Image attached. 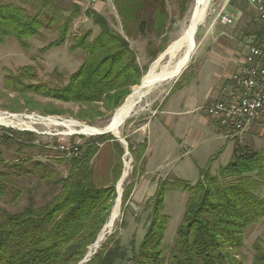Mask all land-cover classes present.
I'll list each match as a JSON object with an SVG mask.
<instances>
[{"label":"trees","instance_id":"16d2710c","mask_svg":"<svg viewBox=\"0 0 264 264\" xmlns=\"http://www.w3.org/2000/svg\"><path fill=\"white\" fill-rule=\"evenodd\" d=\"M162 2L114 0L125 36L112 32L102 16L92 14L100 32L92 41L84 38L74 43L73 48L82 49L85 56L64 87L26 85L24 75H18L6 77V88L20 95L34 92L87 107L77 114L84 122L113 113L143 76L127 39L162 33L168 17ZM187 2L181 0V6ZM45 6H40L39 14L29 15L24 7L0 2V46L9 37L23 45L38 35ZM64 37L62 34L53 45L62 44ZM99 105L104 112L95 109ZM109 140L116 141L102 136L80 149L81 156L69 159L66 177H61L49 160L38 158L21 159L5 167L0 152V198L16 204L27 197V205L19 211L0 209V264H79L83 260L110 215L115 184L121 176L123 149L116 142L113 184L102 189L93 184L90 163L99 144ZM29 141L22 147L28 148ZM145 150V142L135 148L128 143L134 167L131 180L123 187L122 214L124 208H131L132 192L143 174L139 164ZM28 162L32 163L26 166ZM200 176L195 184L179 180L159 184L154 197L144 205L149 212L144 238L137 249L132 247L130 255L116 230L85 264H247V236L264 222V199L256 195L264 187V154L236 146L232 162L215 174L206 169ZM170 191L185 193L187 201L174 246L166 253L169 217L163 213V203ZM252 250L251 264H264V245L258 240Z\"/></svg>","mask_w":264,"mask_h":264},{"label":"rangeland","instance_id":"374dc122","mask_svg":"<svg viewBox=\"0 0 264 264\" xmlns=\"http://www.w3.org/2000/svg\"><path fill=\"white\" fill-rule=\"evenodd\" d=\"M72 1L73 0H0L2 3H11L16 6L24 7L29 15L39 14L40 12L37 11L40 6L43 4L46 5L44 12L40 15L42 28L38 35L25 40L23 45L13 37H9L0 46V113L20 116V119L13 121L14 124L16 123L15 125L11 127L0 126V152L5 167L13 163H18L21 159L38 158L45 162L49 160L50 163L54 165L58 174L61 177H66L69 172V158L59 152L58 146L63 143H70V145L76 143L80 145V149H84L88 143L97 141V139L102 136L88 137L74 134L67 135L68 131L62 127H54L47 122L42 124L36 120L39 119V117H54L60 121L74 120L81 124L102 128L109 122L113 114L105 113L102 117L84 122L77 118V114L81 110L87 109V107L72 103H64L52 97H46L34 92H27L26 95H20L6 88V77H15L18 75H24V83L26 85L42 84L47 88L55 89L67 85L70 76L79 69L85 56L82 49L73 48L74 43H78L84 38H86L87 41H92L100 32L99 27L94 24L91 19L92 14H98L106 19L112 32L124 35L121 20L117 15L114 5V0H100L98 3H102L103 9L101 11L96 8L98 3L92 5L88 0L89 5L86 4L87 10L85 12H80V10L78 11L73 7L71 8ZM187 1V5L182 7L181 0H163L162 3L166 6L168 17L166 20V27L162 33L158 35H155V33H148L143 36L140 34L133 35L127 39L131 49L136 55V63L141 69L143 76L149 71L153 63L159 60L160 56L167 50L169 45L177 40L185 30L194 6V0ZM221 2L222 0H211L206 18L202 25L198 27L195 35V49L188 64L180 75L170 81L156 85L151 89L137 105L129 119L124 123L121 128L120 137L126 143L128 141L134 148L141 144L134 140L137 135L136 129L153 114L158 103L168 93L170 88H175L184 77L192 73L196 64L199 63L203 56L202 51L204 50L203 48H205V44L200 46L203 37L205 38L207 35L211 36L219 31L223 33H235L239 30V23H237L239 18L237 17L234 18L236 22L233 21V24L230 26L227 25V27H222L224 25H217L221 24L217 17ZM236 3L242 8L246 6L245 0H236ZM233 15L232 13V16ZM62 34L65 35L63 43L59 44V46H54L53 43L59 41ZM212 45V42H208L206 48L210 49ZM153 54L155 55L151 57ZM174 60L165 56L158 63L156 71L159 72V70L161 71V69L169 67ZM134 87L131 88L130 93ZM94 107L96 110L98 108V112H104L101 105ZM258 130V134L255 135L256 137L254 136L251 138L246 144L242 143L241 146L236 144L237 147L242 150L245 149L247 152L264 154V123H262V126H260ZM23 133H30L33 136H25ZM103 136L106 139L116 140L113 135L105 134ZM27 141H29L30 146L28 148H23L22 146L25 145ZM120 145L123 149V155L121 157V174L124 169L123 159L129 163V173L121 187L123 192L124 184L131 180L134 160L129 152V155H125L124 144ZM31 146H34V148H31ZM40 151L42 153H40ZM79 156H81V154ZM31 163L32 162L26 163V166H29ZM2 166L3 165H0V168H2ZM204 171H206V169ZM117 183L115 184V192ZM256 195L264 199V187L260 188L256 192ZM116 198L113 202V206L116 202ZM36 200H38V197ZM186 201L187 195L180 191H170L165 196L163 213L169 217L164 239L166 253H169L174 246L176 232L181 225L185 213ZM26 205V195L16 204H12L8 198H0V209L10 212L19 211ZM137 210L138 208H124L122 214L120 207V215L112 231L103 239L98 249L116 230L119 231L120 242L123 248L126 249L127 255H130L132 247L137 249L144 238L149 216V212L144 211L143 208ZM258 240L264 245V222L247 236L244 249V254L248 259L247 264H251L253 255L252 245ZM93 252H95V250H93Z\"/></svg>","mask_w":264,"mask_h":264},{"label":"crops","instance_id":"0c3cea01","mask_svg":"<svg viewBox=\"0 0 264 264\" xmlns=\"http://www.w3.org/2000/svg\"><path fill=\"white\" fill-rule=\"evenodd\" d=\"M245 1L243 8L236 0H230L225 7L232 24L236 22L234 18H239V30L235 33L219 31L203 37L200 43V46L205 44L203 56L192 73L175 88L171 87L153 114L136 129L134 140L146 144L139 164L143 174L130 198L138 210H144V205L164 181L183 180L195 184L205 169L215 174L220 167L233 161L236 144H246L258 134V128L264 123L262 119L242 138L230 139L228 128L204 112L206 106L226 96L224 89L235 88L230 79L244 63L247 47L264 45V22L257 19ZM86 4L89 5L88 0H73L71 8L85 12ZM96 8L101 11L102 3ZM208 42L213 43L210 49L206 48ZM116 142L121 144L113 140L99 144L92 158L90 166L97 189L110 187L114 182Z\"/></svg>","mask_w":264,"mask_h":264},{"label":"bare ground","instance_id":"6f19581e","mask_svg":"<svg viewBox=\"0 0 264 264\" xmlns=\"http://www.w3.org/2000/svg\"><path fill=\"white\" fill-rule=\"evenodd\" d=\"M210 2L211 0H196V2H194L188 24L181 36L169 45L165 53L160 56L159 60L153 63L149 71L143 76L141 83L133 88L130 95L126 98L122 105L113 112L109 122L104 127L98 128L88 126L74 120L60 121L59 119L54 117H45L47 118L45 121H47L49 125H52L54 127L64 128L68 131L67 135L74 134L93 137L105 133L113 135L114 137L121 136L122 126L129 119L137 105L149 93V91H151V89H153L156 85L176 78L178 75H180L178 71H182L188 64L190 55L195 49H193V47L195 46V35L197 33L198 27L202 25L206 18ZM163 56L169 57L171 60H175L170 66L168 65L169 67H165L164 69H161V71L159 70V72H157L156 69L158 63L164 58ZM164 79L167 80L163 81ZM18 119H20L19 115L0 113V126L11 127L12 125L16 124H14L13 121ZM128 173L129 163L125 161V168L123 173L124 179H126ZM121 189V187H119L118 189L119 195L121 193ZM120 207V200L118 198L114 203L105 228L99 234L97 242H95L88 249L87 253L93 252V250L97 249L103 239L107 236V234L112 231L114 224L120 215Z\"/></svg>","mask_w":264,"mask_h":264},{"label":"built area","instance_id":"2783aa9c","mask_svg":"<svg viewBox=\"0 0 264 264\" xmlns=\"http://www.w3.org/2000/svg\"><path fill=\"white\" fill-rule=\"evenodd\" d=\"M100 0H89L96 5ZM221 1V0H218ZM230 0H222L217 17L222 25H231L232 19L226 14L225 7ZM258 20L264 22V0H247ZM234 89H224L226 95L204 108L205 114L222 122L228 128L230 139H240L260 120L264 119V45H250L244 63L232 75ZM47 118L36 121L44 124ZM42 134V133H41ZM59 152L67 158H77L80 145L63 143Z\"/></svg>","mask_w":264,"mask_h":264},{"label":"water","instance_id":"95a60500","mask_svg":"<svg viewBox=\"0 0 264 264\" xmlns=\"http://www.w3.org/2000/svg\"><path fill=\"white\" fill-rule=\"evenodd\" d=\"M194 2H196V0H194ZM195 45V44H194ZM195 48V46L193 47V49ZM165 53V52H164ZM163 53V54H164ZM191 56H192V54L190 55V58H191ZM164 57V56H163ZM183 68V67H182ZM182 71L181 70H179L178 71V73L180 74ZM167 79H164L163 81H166ZM141 83V82H140ZM156 83H158V82H156ZM126 100V99H125ZM103 135H105V133H102L101 135H98V136H103ZM116 138V140L117 141H119L121 144H124V146H125V155L127 156V155H129V153H128V149H127V143L120 137V136H118V137H115ZM123 167L125 168V160L123 159ZM123 173H124V169H123ZM123 173H122V175H121V178L119 179V181H118V183H117V186H116V192H117V198L116 199H118L119 198V200H120V205H121V197H122V189H121V193H120V195H119V193H118V189H119V187H122V185H123V182H124V176H123ZM129 206L132 208V209H136L137 207H136V205L134 204V203H132V202H130L129 203ZM105 228V226L102 228V230ZM99 236V235H98ZM98 236H97V238H96V241L95 242H97V240H98ZM94 242V243H95ZM90 248V247H89ZM98 249V248H97ZM97 249H95V252H93V253H91V252H89V253H86V255H85V257L83 258V260L79 263V264H85L88 260H89V258L92 256V255H94L95 253H96V250Z\"/></svg>","mask_w":264,"mask_h":264}]
</instances>
